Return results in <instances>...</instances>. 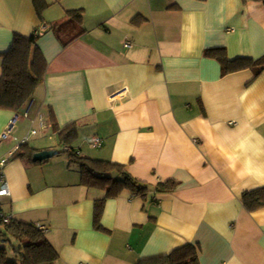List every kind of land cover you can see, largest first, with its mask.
<instances>
[{"label":"crops","instance_id":"obj_1","mask_svg":"<svg viewBox=\"0 0 264 264\" xmlns=\"http://www.w3.org/2000/svg\"><path fill=\"white\" fill-rule=\"evenodd\" d=\"M45 1L38 19L32 0H0V76L16 34H39L46 62L29 108L0 109V136L28 112L0 139V161L25 137L35 153L58 155L66 147L54 125L75 124L76 154L124 165L149 191L108 199L98 231L93 205L104 193L80 184L66 154L15 160L3 167L10 194L0 195V213L44 227L55 264H167L187 244L198 247L199 264H264V207L248 212L241 204L244 192L264 188V73L222 76L204 56L223 48L229 60L262 57L264 4ZM76 10L85 33L63 47L45 25ZM169 180L178 184L172 193L155 192Z\"/></svg>","mask_w":264,"mask_h":264},{"label":"trees","instance_id":"obj_2","mask_svg":"<svg viewBox=\"0 0 264 264\" xmlns=\"http://www.w3.org/2000/svg\"><path fill=\"white\" fill-rule=\"evenodd\" d=\"M243 3H263L264 0H242ZM38 19L43 10L48 7L45 0H32ZM83 13L80 10L67 11L60 23L46 24V30H51L63 47L85 33L82 27ZM137 19V18H136ZM134 19L133 21H135ZM39 34L30 37L14 35L9 50L3 54L2 73L0 76V109L9 110L16 114L29 108L34 91L43 82L46 62L37 47ZM204 56L216 60L220 65L221 75L226 76L242 70H250L253 79L264 73V55L252 60L239 58L229 60L223 48L208 49ZM58 140L63 145L70 163L76 165L80 173V184L87 189L101 190L104 195L96 199L93 205V227L103 230L100 219L104 205L108 199L118 197L123 191H129L139 197H145L149 186L131 177L124 165L81 157L71 148V143L77 137V128L71 124L63 129L55 125ZM35 150L27 143L20 144L15 152L7 159L9 162L19 160L32 162ZM178 184L169 180L159 183L155 192L160 194L172 193ZM243 208L252 212L264 207V188L244 192L241 196ZM15 243V245H14ZM7 245L11 247L13 258L7 255ZM197 246L184 245L173 250L166 258L167 264H199ZM58 254L50 245L37 225L10 219L8 223H0V264H55Z\"/></svg>","mask_w":264,"mask_h":264},{"label":"built area","instance_id":"obj_3","mask_svg":"<svg viewBox=\"0 0 264 264\" xmlns=\"http://www.w3.org/2000/svg\"><path fill=\"white\" fill-rule=\"evenodd\" d=\"M124 46L127 47L128 44H125ZM126 91H127V89H124V90L121 91L118 95H121V94H123V93L126 92ZM27 113H28L27 111L24 112V114H23L22 116L14 115V117H13V118L10 120V122L8 123L6 129H5V130L3 131V133L1 134L0 139H1V140H5V139H7L8 136L10 135V133L12 132V130H13L15 124H16V123H19V122H21L22 120H24V119L27 118V116H28ZM31 133H32V134H35L34 131H32ZM26 142H27V138H26V137L23 138V140H21V144H24V143H26ZM94 146H95V147H99V146H100V141H99V140H94ZM6 161H7V160H1V161H0V195H2V196H9V194H10L8 184L6 183V181H5V179H4V174H3V167H4V165L6 164ZM9 220H10L9 217H6V216H4V215H2V214L0 213V223L6 224V223L9 222ZM37 227H38L41 231L45 232V228H44V227L39 226V225H37Z\"/></svg>","mask_w":264,"mask_h":264},{"label":"water","instance_id":"obj_4","mask_svg":"<svg viewBox=\"0 0 264 264\" xmlns=\"http://www.w3.org/2000/svg\"><path fill=\"white\" fill-rule=\"evenodd\" d=\"M56 154L54 151H42V152H37L33 155L32 157V162H41L47 159H50Z\"/></svg>","mask_w":264,"mask_h":264},{"label":"rangeland","instance_id":"obj_5","mask_svg":"<svg viewBox=\"0 0 264 264\" xmlns=\"http://www.w3.org/2000/svg\"><path fill=\"white\" fill-rule=\"evenodd\" d=\"M57 151L59 152V154L55 155L54 157L60 158V156H64L65 155V153H63V151H62V147H59V149ZM66 156H67V154H66ZM72 165H74V164L71 163V166ZM7 255H8L9 258H13L12 250H11V247L9 245H7Z\"/></svg>","mask_w":264,"mask_h":264}]
</instances>
